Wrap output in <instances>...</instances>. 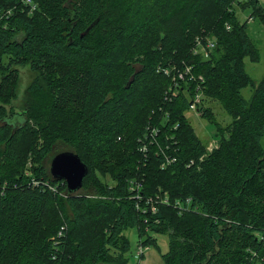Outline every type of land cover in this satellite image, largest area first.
<instances>
[{
	"label": "trees",
	"instance_id": "obj_1",
	"mask_svg": "<svg viewBox=\"0 0 264 264\" xmlns=\"http://www.w3.org/2000/svg\"><path fill=\"white\" fill-rule=\"evenodd\" d=\"M35 1L29 14L23 0H0V264H127L124 232L136 227L144 246L156 242L152 234L168 236L163 264H264V78L255 86L246 71V58L257 63L260 53L237 14L250 9L264 20V4ZM202 35L217 43L209 60L192 55ZM184 65L204 77L202 118L217 127L219 146L206 156L187 115L190 97L169 92L167 101L173 80L158 72ZM19 66L45 82L46 112L11 108ZM38 80L32 91L42 90ZM209 100L232 118L227 127ZM152 120L164 146L166 136L178 141L177 162L166 169L157 147L147 159L139 150ZM58 144L88 167L77 193L50 173ZM132 180L145 199L166 194L171 205L153 213L144 201L138 210ZM187 200L184 212L173 207Z\"/></svg>",
	"mask_w": 264,
	"mask_h": 264
},
{
	"label": "rangeland",
	"instance_id": "obj_2",
	"mask_svg": "<svg viewBox=\"0 0 264 264\" xmlns=\"http://www.w3.org/2000/svg\"><path fill=\"white\" fill-rule=\"evenodd\" d=\"M260 2L264 4V0H260ZM251 13L250 9L243 11L237 8V14L240 21L247 22L250 38L260 53V61L257 63L252 62L249 58H246L245 60L246 71L253 79L256 84L255 86H257L264 78V20L257 16L254 17ZM250 18L253 20L250 21ZM18 71L19 86L17 90V98L13 101L11 108L15 110V112L23 115H25L28 110L30 113V108L38 110L41 113L46 112L50 106L51 100L47 92L45 82L43 80H38V78H40L39 74L33 72L30 69V66H19ZM36 80H38L40 86L42 87V90L40 91L31 90L36 83ZM253 94L254 87L251 85L242 90V96L247 103L251 101ZM207 104L213 108L215 118L222 124V126L227 127L231 123L232 118L224 110H222L221 105L217 101L209 100ZM188 118L195 128L199 138L208 145L209 138L215 137L214 135L217 133L216 125L211 123L206 118H199L192 112L188 113ZM29 121L30 125L35 124V120H32L31 116L29 117ZM262 145L264 146V139L262 140ZM57 148L61 153L64 151H72L70 147L62 144H58ZM55 152H57V149ZM55 152H52L49 157V168L53 158L57 155ZM60 152H58V154ZM29 161L31 162L30 158ZM92 197L93 196H91V198ZM124 235L128 238L131 245V251L126 255L127 264H163V255L169 251V239L167 235L152 234L156 242L149 244V249L146 251L141 260H138L135 256L140 245L139 229L137 227L130 228L124 232ZM146 237L147 236H145L143 240H145Z\"/></svg>",
	"mask_w": 264,
	"mask_h": 264
},
{
	"label": "built area",
	"instance_id": "obj_3",
	"mask_svg": "<svg viewBox=\"0 0 264 264\" xmlns=\"http://www.w3.org/2000/svg\"><path fill=\"white\" fill-rule=\"evenodd\" d=\"M23 6L28 10L29 14H33L39 7L38 3L35 0H23ZM253 19L250 18V21ZM229 28V27H228ZM217 47L216 40L206 36H197L194 41V45L192 48V55L194 57H200L203 60H209L211 58L212 53H214ZM158 72L164 73L166 76L171 77L173 80V86L169 88L167 92L166 100H170V94L173 96L178 94L179 92L187 93L190 97V105L189 110L187 111V115L189 112H192L194 115L199 118L202 117V108L205 106V92H204V77L202 75L197 76L194 71L193 65H184L182 68H178L177 66L172 67V69L159 68ZM170 92V94H168ZM169 120V116H167ZM178 125L174 127L176 130ZM163 134L162 129L158 123L152 120L146 128V132L144 136L140 139V152L144 156V158H148L149 151L153 147L158 148V153L161 155L162 163L161 168L166 169L172 164L177 162V156L175 153L178 148V141L175 140V137L168 138V136L164 137L166 144L163 145ZM173 141V142H172ZM168 143V144H167ZM219 146V142L216 138L210 137L208 141V145L206 147L207 153H212ZM157 154V155H159ZM159 155V156H160ZM204 156L200 159L203 161ZM196 161L192 160L190 165H195ZM28 174V173H27ZM37 183V182H36ZM38 184V183H37ZM53 191H56L55 188L50 187ZM130 192L132 193V199L136 200V208L138 210H146V206H143V202L145 201L151 209V212H157L158 205H171V201L169 197L165 194L157 195L156 197H152L149 199H145V197L141 194L142 184L137 180H132L129 185ZM191 204V200L186 201V206L183 202L176 201L173 204V207L176 208L180 213L189 209ZM145 213V211H144ZM65 227H62L59 238L63 236V231ZM148 246H144L142 244L139 245L138 251L136 253V258L141 260L146 251L148 250Z\"/></svg>",
	"mask_w": 264,
	"mask_h": 264
},
{
	"label": "water",
	"instance_id": "obj_4",
	"mask_svg": "<svg viewBox=\"0 0 264 264\" xmlns=\"http://www.w3.org/2000/svg\"><path fill=\"white\" fill-rule=\"evenodd\" d=\"M130 84L131 82L128 83V86ZM49 170L54 179L67 184L71 194L82 190L84 178L88 174V167L72 151L57 154L53 158Z\"/></svg>",
	"mask_w": 264,
	"mask_h": 264
}]
</instances>
